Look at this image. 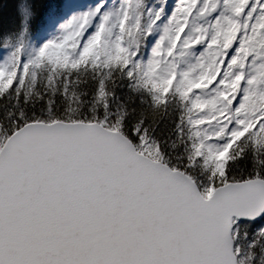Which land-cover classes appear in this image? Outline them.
Returning <instances> with one entry per match:
<instances>
[{"label": "snow or ice", "instance_id": "snow-or-ice-1", "mask_svg": "<svg viewBox=\"0 0 264 264\" xmlns=\"http://www.w3.org/2000/svg\"><path fill=\"white\" fill-rule=\"evenodd\" d=\"M0 264H264V0H11Z\"/></svg>", "mask_w": 264, "mask_h": 264}, {"label": "trees", "instance_id": "trees-1", "mask_svg": "<svg viewBox=\"0 0 264 264\" xmlns=\"http://www.w3.org/2000/svg\"><path fill=\"white\" fill-rule=\"evenodd\" d=\"M11 0H0V12H3L4 16L11 14Z\"/></svg>", "mask_w": 264, "mask_h": 264}]
</instances>
